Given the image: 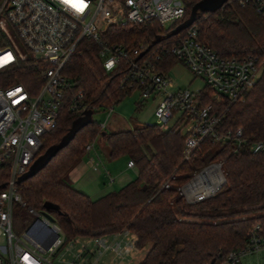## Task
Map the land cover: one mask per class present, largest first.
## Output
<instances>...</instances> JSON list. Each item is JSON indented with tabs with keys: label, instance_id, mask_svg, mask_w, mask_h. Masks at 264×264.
Returning a JSON list of instances; mask_svg holds the SVG:
<instances>
[{
	"label": "trees",
	"instance_id": "1",
	"mask_svg": "<svg viewBox=\"0 0 264 264\" xmlns=\"http://www.w3.org/2000/svg\"><path fill=\"white\" fill-rule=\"evenodd\" d=\"M200 1L182 0V22ZM192 25L197 27L200 41L220 57L242 59L250 55L262 62L259 80L241 101L212 102L214 114L220 118L218 131L241 129L242 143L238 146L233 138L214 143L208 138L186 160L182 155L184 137L176 125L161 130L147 124L105 133L93 120L34 177L17 186L28 207L50 210L67 243L128 232L136 239V249L150 245L139 264H226L230 252L246 245L254 224L260 225L264 237V152L253 154L249 150L251 144L264 142V19L252 5L241 7L238 0H229L217 11L200 13ZM183 32L162 44L171 43ZM165 36L155 22L111 26L102 35L107 43L128 47L140 42L152 44ZM6 46L11 43L0 28V47ZM176 63L173 58L165 59L163 71ZM41 70L40 63L26 56L17 68L0 77V86L14 82L35 94L41 86ZM64 72L73 81V92H82L84 107L93 113L114 108L132 93L121 85L123 66L105 73L97 48L89 41L79 45ZM82 114L64 107L57 128L42 137L38 157L57 144ZM96 137L107 146L109 160L127 157L137 176L119 191L93 200L65 179L85 157L86 143ZM211 164L221 166L225 184L212 197L188 204L180 189ZM6 178L7 168H3L0 185Z\"/></svg>",
	"mask_w": 264,
	"mask_h": 264
},
{
	"label": "built area",
	"instance_id": "2",
	"mask_svg": "<svg viewBox=\"0 0 264 264\" xmlns=\"http://www.w3.org/2000/svg\"><path fill=\"white\" fill-rule=\"evenodd\" d=\"M73 2L2 0L0 5V28L6 32L11 28L26 51L18 56L12 46L0 47V77L17 68L26 56L42 65L41 86L35 94L14 82L0 86V171L7 168L6 182L0 185V264H54L51 258L58 256L63 247L65 237L58 224L55 220L48 221L42 215L43 210L28 207L17 192L16 182L37 159L43 146L42 137L57 128L63 108L75 113L87 110L82 92H73V81L64 72L82 42L89 41L97 48L105 73L123 66L122 87L138 91L142 101L160 97L155 108L156 126L161 130L175 125L181 129L182 155L186 160L208 138L214 143H224L230 138L238 146L242 143L241 129L218 131L220 118L214 114L212 102L241 101L261 76L260 60L250 55L242 59L220 57L200 41L195 25L166 45L162 43L169 38L154 45L140 42L135 47L103 40L102 35L111 26L151 22L166 35L170 34L183 23L182 0H83L82 10L74 7ZM238 4L252 5L264 19V0H238ZM167 58L175 59L194 78L202 80L204 86L197 91L175 89L169 79L173 68L163 71ZM93 147V142H88L86 153ZM249 150L253 154L264 152V142L251 144ZM127 168H134L132 161H128ZM205 171L194 176V180ZM188 184L180 189L186 199H189ZM15 207L24 209L32 218L20 235L12 227ZM90 245L98 252L110 251L119 257L135 248V242L109 245L105 237L85 238L82 253ZM82 253L69 264H83ZM260 253L264 254V237L260 225L254 224L246 245L230 252L226 264H242L244 258Z\"/></svg>",
	"mask_w": 264,
	"mask_h": 264
},
{
	"label": "rangeland",
	"instance_id": "3",
	"mask_svg": "<svg viewBox=\"0 0 264 264\" xmlns=\"http://www.w3.org/2000/svg\"><path fill=\"white\" fill-rule=\"evenodd\" d=\"M6 34L16 54L18 56L25 55L26 51L16 33L11 28H8ZM169 79L175 89H189L191 91H197L204 86L202 80L194 78L193 75L179 63H177L169 72ZM160 100V97L157 96L154 98L151 97L146 101H142L140 98V93L138 91H133L130 95L124 97L116 106H114L113 111L110 112L109 110L103 109L97 110L93 113L92 119L102 127L105 133L128 131L133 129L135 126L140 127L147 124L156 125L157 119L155 117V108ZM93 146V149L89 153H86L85 157L76 167V169H74L66 177L65 181L68 185L74 189H77L75 188L77 186H75L73 182L82 173L81 170L84 164L86 165L87 160L93 161V166L96 168V170H94L95 172L91 170V173H88L87 176H83V181L84 178L86 180L89 178L94 180L95 177L97 178V176H100V191L97 194H93V200L98 199L109 192H117L125 184L136 179L137 175L135 170L127 168L126 157L121 156L114 160H109L106 157L108 148L100 137L95 138ZM220 171L223 174L221 166ZM198 173H196L194 176H196ZM184 200L186 202V198H184ZM31 219L32 218L26 213L24 209L15 207L12 218L13 232L17 235H20L21 232L31 222ZM84 243L85 238H76L71 243L72 245L67 243L66 239L64 238V244L59 251V255L51 258V260L54 262V264H69L74 262L76 255L82 253V245ZM149 248L150 245L141 250L133 248V250L130 251L128 255H126V257L130 259L129 264L139 263Z\"/></svg>",
	"mask_w": 264,
	"mask_h": 264
},
{
	"label": "water",
	"instance_id": "4",
	"mask_svg": "<svg viewBox=\"0 0 264 264\" xmlns=\"http://www.w3.org/2000/svg\"><path fill=\"white\" fill-rule=\"evenodd\" d=\"M228 1L229 0H202V1L198 2L197 4H195L192 7L190 16L185 22H183L181 25H179L175 30H173L167 36L162 37V38H157L152 43V45L157 44L163 40H166V39L170 38L171 36L177 35L181 31L189 28L197 20V17L200 13L217 11V10L221 9L224 6V4H226ZM92 115H93L92 110L84 111L83 114L72 123V126L70 127V129L60 139V141L57 144L52 145L49 148H47V150L32 163V165L29 167L28 171L25 172L23 175H21L17 179V182H16L17 185H19V184L25 182L26 180L34 177L40 170H42L57 155L58 152H60L64 148H66L70 144V142L75 138L76 134L80 130H82L84 127H86L87 125H89L93 122ZM211 167L218 168V170L222 176L221 183L216 187L215 190H213L211 192L210 195H208L205 198H201L199 200H194V201L186 199V202L188 204H194V203H197V202L202 201L204 199H207L209 197H212L225 184L226 181H225L224 175L220 171V165L219 164L209 165L208 167L204 168L200 172V174L203 173L205 170L211 168ZM194 179H195V177L192 178L190 180V182L193 181ZM190 182H188V183H190ZM186 185H184V186H186ZM3 187L4 186H2L1 188H3ZM42 215L48 221L54 222V218H52V216L50 215V210L47 207H46V209H44L42 211Z\"/></svg>",
	"mask_w": 264,
	"mask_h": 264
},
{
	"label": "crops",
	"instance_id": "5",
	"mask_svg": "<svg viewBox=\"0 0 264 264\" xmlns=\"http://www.w3.org/2000/svg\"><path fill=\"white\" fill-rule=\"evenodd\" d=\"M126 159L128 163V158L126 157ZM91 170L94 171L96 170V168H94L93 166V161L87 160L86 165L84 164L81 170L82 173L79 175L77 179H75L73 183L75 184V186H77V187L74 186L75 188H77L75 190L89 196L92 199L93 194H97L100 191V182H99L100 176L99 177L97 176V178L95 177L94 180L90 178L86 180L84 178V181H83V176L85 175L87 176L88 173H91ZM105 240L108 241L109 245H112L115 242H121L122 245H124L128 242L136 241L135 237L129 233L127 235L124 233H121V234H116L113 236L105 237ZM129 253L130 251L126 253L124 256L119 257L113 252H110V251L98 252L97 248H94L93 246H87L86 250H84L81 257H82L83 264H129L130 259L126 257V255H128ZM242 264H264V254L260 253L257 256H251V257L244 258L242 260Z\"/></svg>",
	"mask_w": 264,
	"mask_h": 264
},
{
	"label": "bare ground",
	"instance_id": "6",
	"mask_svg": "<svg viewBox=\"0 0 264 264\" xmlns=\"http://www.w3.org/2000/svg\"><path fill=\"white\" fill-rule=\"evenodd\" d=\"M222 176L216 167H211L203 175L192 181L186 187V194L189 200H199L211 194L221 183Z\"/></svg>",
	"mask_w": 264,
	"mask_h": 264
},
{
	"label": "snow or ice",
	"instance_id": "7",
	"mask_svg": "<svg viewBox=\"0 0 264 264\" xmlns=\"http://www.w3.org/2000/svg\"><path fill=\"white\" fill-rule=\"evenodd\" d=\"M66 2H68V0H66ZM73 6L74 7H78L79 10H82L83 6H84L83 5V0H74ZM8 59H10V57ZM3 62H6V61H3Z\"/></svg>",
	"mask_w": 264,
	"mask_h": 264
}]
</instances>
